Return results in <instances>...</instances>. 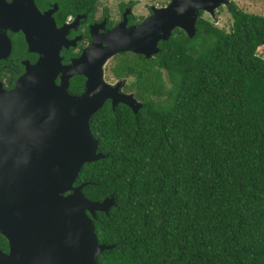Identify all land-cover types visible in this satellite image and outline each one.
<instances>
[{"label":"trees","instance_id":"16d2710c","mask_svg":"<svg viewBox=\"0 0 264 264\" xmlns=\"http://www.w3.org/2000/svg\"><path fill=\"white\" fill-rule=\"evenodd\" d=\"M69 2L66 14L97 0ZM227 12L230 33L200 16L194 38L178 31L155 58L112 68L141 106L107 102L89 122L104 158L75 186L115 202L93 221L114 246L98 264H264V17Z\"/></svg>","mask_w":264,"mask_h":264},{"label":"water","instance_id":"95a60500","mask_svg":"<svg viewBox=\"0 0 264 264\" xmlns=\"http://www.w3.org/2000/svg\"><path fill=\"white\" fill-rule=\"evenodd\" d=\"M229 5V0H172L131 29L129 43L115 41L124 24L112 31L99 65L86 71V53L66 69L58 87L62 43L51 12L42 15L33 0H0V60L12 51L7 31L21 32L29 52L39 55L14 89L6 91L0 83V235L9 249L7 254L0 251V264H98V257L114 248L98 243L93 225L96 214H107L114 200L91 202L83 194L86 184L75 182L84 165L104 158L91 134V117L106 100L113 110L123 104L134 113L141 104L133 94H122L119 85L106 84L102 65L122 52L153 57L157 43L168 41L175 29L192 39L201 12L213 19ZM75 74L87 78L82 96L67 89Z\"/></svg>","mask_w":264,"mask_h":264},{"label":"flooded vegetation","instance_id":"af4514ba","mask_svg":"<svg viewBox=\"0 0 264 264\" xmlns=\"http://www.w3.org/2000/svg\"><path fill=\"white\" fill-rule=\"evenodd\" d=\"M60 1L64 4L67 1V4L64 5L67 6L70 3L69 1L73 0H33L36 8L42 15L51 12L50 18L53 21L55 29L56 31H60V33L57 32V36L59 35V40H61L62 43L59 52L62 68L55 80V84L58 87H62V81L65 80L64 73L66 72V69L73 68L74 63L79 62L86 53H88L86 61L90 67H88L86 71L91 72L97 65H99L100 58L103 57V54L106 55V50L108 49V45L105 42L108 40L110 33L119 29L120 25L124 24V30L120 29V35L116 37L115 41L117 44L120 43L119 45H122L123 41L129 43L134 37V33L131 37L126 36L131 29L134 31L153 15L154 10L166 8L172 2V0H167L166 3L155 7L147 4L143 11H140L136 9L137 5L133 2H119L115 4V9H111V6H105L100 9L97 0L93 6H88L83 12L75 11L74 13L69 12L66 14L68 10L63 8ZM8 2H11V0H8ZM178 31L182 30L175 29L172 32V35ZM182 32L186 35L184 31ZM6 33L11 40L12 51L8 58L0 60V83L4 90L10 91L14 89L16 82L26 73L27 69L31 68L38 62L39 55L37 53L29 52L25 37L21 32L14 34L7 31ZM156 34L160 35L161 32H154V36ZM16 40L20 42L17 43L20 45L18 49H16L17 47L15 46ZM163 42L164 41L160 40L157 43L156 49L158 50V53L150 58L132 52L117 53L109 58L102 65L104 82L112 88L119 85L118 90L122 94L134 95V93L129 90L133 77L114 76L112 73V68L114 66H112V68H110L112 79H108L106 75V70H109L108 66H111L112 64L116 65L121 59L135 58L138 61H148L153 59L160 54L161 44ZM137 47L141 50H149L145 45H138ZM76 81L77 86L79 87L78 90L73 89L74 82ZM67 82L68 92L72 96H82L85 93V85L87 82L85 76L75 74L69 78ZM107 102L111 105L110 100L105 101V103ZM0 251L6 254L9 252L8 243L1 235Z\"/></svg>","mask_w":264,"mask_h":264},{"label":"rangeland","instance_id":"374dc122","mask_svg":"<svg viewBox=\"0 0 264 264\" xmlns=\"http://www.w3.org/2000/svg\"><path fill=\"white\" fill-rule=\"evenodd\" d=\"M119 2H133L137 5V10L143 11L147 4H149V6L153 5L155 7L166 3L167 0H98L100 9L104 8L105 6H111V9H115V4ZM229 2L234 3L239 9L247 14L264 17V0H229ZM203 18L212 22H216V26L226 33L231 32L232 19L227 12V7L223 6L221 9H219L213 19L206 14H204ZM257 54L264 60V46L257 51ZM112 66L114 65L112 64L111 66H108L109 70H106L108 79H112L110 70Z\"/></svg>","mask_w":264,"mask_h":264},{"label":"clouds","instance_id":"9594fccd","mask_svg":"<svg viewBox=\"0 0 264 264\" xmlns=\"http://www.w3.org/2000/svg\"><path fill=\"white\" fill-rule=\"evenodd\" d=\"M221 9V8H220ZM218 14V13H217ZM200 16H204V13H202V15H201V13H200ZM209 16V15H208Z\"/></svg>","mask_w":264,"mask_h":264}]
</instances>
